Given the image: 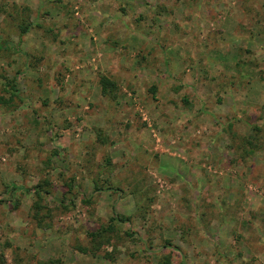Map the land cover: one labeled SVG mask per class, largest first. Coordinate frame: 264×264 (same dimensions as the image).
<instances>
[{
	"label": "rangeland",
	"instance_id": "374dc122",
	"mask_svg": "<svg viewBox=\"0 0 264 264\" xmlns=\"http://www.w3.org/2000/svg\"><path fill=\"white\" fill-rule=\"evenodd\" d=\"M165 257L264 264V0H0V264Z\"/></svg>",
	"mask_w": 264,
	"mask_h": 264
},
{
	"label": "trees",
	"instance_id": "16d2710c",
	"mask_svg": "<svg viewBox=\"0 0 264 264\" xmlns=\"http://www.w3.org/2000/svg\"><path fill=\"white\" fill-rule=\"evenodd\" d=\"M99 80L101 83V88H104L108 84H112V82L109 79H107L106 77H104L103 75L100 76ZM14 86H15L14 84H10V87H11L10 89H12L11 94H13V91L14 92L16 91V88ZM159 264H169L168 258L165 257L164 259H162L159 262Z\"/></svg>",
	"mask_w": 264,
	"mask_h": 264
}]
</instances>
